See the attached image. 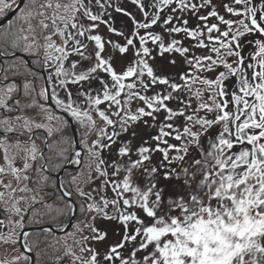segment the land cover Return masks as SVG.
<instances>
[{
	"label": "snow or ice",
	"instance_id": "1",
	"mask_svg": "<svg viewBox=\"0 0 264 264\" xmlns=\"http://www.w3.org/2000/svg\"><path fill=\"white\" fill-rule=\"evenodd\" d=\"M127 2L0 0V264H264V0Z\"/></svg>",
	"mask_w": 264,
	"mask_h": 264
},
{
	"label": "rangeland",
	"instance_id": "2",
	"mask_svg": "<svg viewBox=\"0 0 264 264\" xmlns=\"http://www.w3.org/2000/svg\"><path fill=\"white\" fill-rule=\"evenodd\" d=\"M114 15H117L118 16V20H127V18L126 17H122V16H120L119 14H115L114 13ZM117 27H119V23L117 24ZM129 27H130V25H129ZM102 31H104V32H106V29H103L102 28ZM113 39L114 40H118L119 38H117V37H113ZM15 61V59L12 61V62H14ZM31 63V62H30ZM31 65H32V63H31ZM33 66V65H32ZM34 67V66H33ZM33 69H36V71H38L39 69L38 68H36V67H34ZM117 70L119 71V65H117ZM5 83H13L12 81L10 82V81H5ZM74 126H75V124H74ZM75 130H76V126H75ZM76 136H77V140L79 139V135H78V133H77V131H76ZM137 143H139V141H137ZM113 151H115V148L113 149ZM69 169V168H68ZM57 173H55L54 175H56ZM109 195H111V193H109ZM76 215H79V213L78 212H76V214H75V216H74V221H73V223H75L76 221H75V217H76ZM95 226L99 229V230H101V231H107L108 232V237H107V240L105 241V242H103V243H95V242H93V243H95V246L97 247V248H100V249H103L104 248V246H105V244H109V243H112V242H115V241H118L119 239H120V237L119 236H117L116 234H115V232H114V225L112 224V223H110L109 221H107V220H104V219H102V218H97L96 219V221H95ZM71 230V228L69 227V229L67 230V231H70ZM85 234H87V232H85ZM60 236H62L63 235V233L62 234H59ZM8 255V253H5V251H4V249H3V247L2 246H0V259H3V258H5L6 256ZM50 261L48 260L46 263H49ZM50 264V263H49ZM63 264H70V261L67 259V258H65L64 259V261H63Z\"/></svg>",
	"mask_w": 264,
	"mask_h": 264
},
{
	"label": "trees",
	"instance_id": "3",
	"mask_svg": "<svg viewBox=\"0 0 264 264\" xmlns=\"http://www.w3.org/2000/svg\"><path fill=\"white\" fill-rule=\"evenodd\" d=\"M118 2L119 3H121L123 6H125L126 8H128L130 11H134V12H136V14H137V18L139 19L140 18V16H139V12H138V10H136L135 9V7L134 6H132L130 3H128L127 2V0H118ZM145 2H147V0H145ZM129 25H130V22H129ZM157 31H159V29H157ZM149 46H151V45H149ZM20 57V56H19ZM16 58V56H14V57H6V58H3L2 59V64H4V63H7V62H12L14 59ZM22 60H24L22 57H20ZM30 59V58H29ZM25 61V60H24ZM30 61H31V63H32V65L34 66V67H36L34 64H33V62H32V60L30 59ZM26 63V62H25ZM2 64H0V65H2ZM36 68H38V67H36ZM33 69V68H32ZM39 69V68H38ZM34 71H36V69H33ZM8 81H12V82H14V83H17V85H18V87H21L22 86V81L20 80V78H19V76H17V77H12L11 76V74H10V79L8 80ZM67 132H68V134H70V135H72V130H71V128H70V125H69V127H68V130H67ZM66 170H72V169H66ZM55 174V173H54ZM53 174V175H54ZM63 175V174H62ZM55 176V175H54ZM62 177V176H61ZM77 216V215H76ZM32 231H39V230H32ZM56 236H60L59 234H55ZM42 259H43V262H44V264H52V262L48 259V257L47 256H44V257H42ZM34 260H35V255H34ZM50 261L49 263H46L47 261Z\"/></svg>",
	"mask_w": 264,
	"mask_h": 264
},
{
	"label": "water",
	"instance_id": "4",
	"mask_svg": "<svg viewBox=\"0 0 264 264\" xmlns=\"http://www.w3.org/2000/svg\"><path fill=\"white\" fill-rule=\"evenodd\" d=\"M14 56H20V57H22L25 60V62L30 67L34 68L31 65V63H30L29 57H27L25 54H23V53H16ZM14 56H0V57L1 58L10 57L11 58V57H14ZM0 62H1V59H0ZM38 72L41 73L42 78L46 76V74L44 73L43 69H39ZM51 107L53 108V110L58 111V110L55 109V106L54 105H51ZM69 125H70L71 130H72V136H73V138L77 140L76 130H75L74 124L70 123ZM67 168L72 169L73 166L68 165V166H66V169ZM62 174H63L62 172L61 173H57L55 176H62ZM75 214H76V212L73 213V217L67 222L68 226H66V231L69 229L70 225L73 223ZM32 230H39V229H29V231H32ZM53 231H54L55 234H62L58 229L53 228ZM33 260H34V255H33Z\"/></svg>",
	"mask_w": 264,
	"mask_h": 264
}]
</instances>
